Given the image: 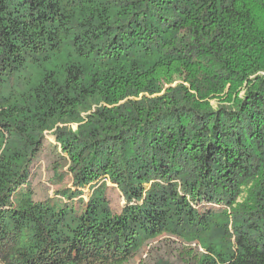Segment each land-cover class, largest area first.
<instances>
[{
	"label": "trees",
	"instance_id": "16d2710c",
	"mask_svg": "<svg viewBox=\"0 0 264 264\" xmlns=\"http://www.w3.org/2000/svg\"><path fill=\"white\" fill-rule=\"evenodd\" d=\"M51 153L61 210L30 184ZM162 235L190 248L156 264H264V0H0V264Z\"/></svg>",
	"mask_w": 264,
	"mask_h": 264
},
{
	"label": "rangeland",
	"instance_id": "374dc122",
	"mask_svg": "<svg viewBox=\"0 0 264 264\" xmlns=\"http://www.w3.org/2000/svg\"><path fill=\"white\" fill-rule=\"evenodd\" d=\"M189 77L190 74L188 73H177V75L174 76V81L166 84L164 89L166 90L177 85L189 86L188 82H185L188 79H192ZM220 99L221 98L209 101L210 105L215 106L216 104H220L218 103ZM222 102L223 101H221V103ZM52 156V153L50 155H42L34 169L36 172L32 176L30 184L36 201L50 199L52 205L58 210H61L64 206H72V202L70 203L58 195L63 189L72 187V178L70 176L69 166H59L53 170ZM85 192L86 195H88V188L85 189ZM110 192L108 197L111 207L119 212L124 204H126V200L118 189L112 188ZM78 204L79 202L77 205ZM183 246L184 243L182 241L162 235L152 243L149 242L137 254L123 259L117 257L111 260H105L102 264H156L161 258H176L178 251L180 252L184 251V248H190Z\"/></svg>",
	"mask_w": 264,
	"mask_h": 264
}]
</instances>
